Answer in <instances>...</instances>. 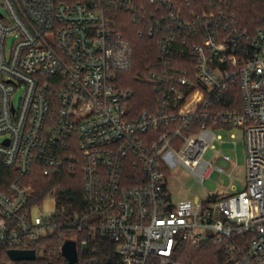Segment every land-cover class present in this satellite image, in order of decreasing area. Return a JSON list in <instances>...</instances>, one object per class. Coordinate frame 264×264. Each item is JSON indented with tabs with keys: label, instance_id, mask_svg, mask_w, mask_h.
Instances as JSON below:
<instances>
[{
	"label": "built area",
	"instance_id": "2783aa9c",
	"mask_svg": "<svg viewBox=\"0 0 264 264\" xmlns=\"http://www.w3.org/2000/svg\"><path fill=\"white\" fill-rule=\"evenodd\" d=\"M189 2L147 0L138 11L133 0H0V157L17 172L0 191V244L31 249L58 235L61 246L70 239L78 254H95L99 233L114 242L117 264H185L187 247L206 245L222 246L228 264H264V28L241 27L219 0L197 12ZM116 9L156 40L155 69L143 78L158 93L153 108L138 110L117 83L132 52ZM234 129L244 187L173 201L171 168L200 183L225 172L204 155ZM35 162L80 172V211L53 197V212L30 204L23 179Z\"/></svg>",
	"mask_w": 264,
	"mask_h": 264
},
{
	"label": "trees",
	"instance_id": "16d2710c",
	"mask_svg": "<svg viewBox=\"0 0 264 264\" xmlns=\"http://www.w3.org/2000/svg\"><path fill=\"white\" fill-rule=\"evenodd\" d=\"M218 3L229 12L235 13L240 26L250 32L264 28V0H219ZM133 6L138 11L149 8L147 0H133ZM186 7L197 12L207 8V0H190ZM113 12L117 20L115 27L122 32L132 52L129 67L117 71V83L133 90V102L138 110L153 108L156 106L158 93L143 78L155 69L156 40L145 34L138 36L139 31L145 28L139 24L133 13L122 9ZM16 177V170L6 167L0 157V191H5ZM23 180L33 189L30 204L41 205L47 197H53L60 209L68 203H73L78 211L82 209V182L79 171L62 169L58 173L47 172L40 163L35 162ZM61 241L62 236L51 235L30 243L29 247L39 253L34 260L21 261L10 260L7 252L11 246L0 244V260L8 261L10 264H68L60 250ZM92 243L97 248V253L81 255L77 253L76 264H117L115 244L111 239L96 233ZM92 256H96L99 262L92 263ZM179 260L185 264H228L223 247L213 245H206L200 249L187 247Z\"/></svg>",
	"mask_w": 264,
	"mask_h": 264
},
{
	"label": "rangeland",
	"instance_id": "374dc122",
	"mask_svg": "<svg viewBox=\"0 0 264 264\" xmlns=\"http://www.w3.org/2000/svg\"><path fill=\"white\" fill-rule=\"evenodd\" d=\"M0 11H4L0 4ZM7 48L12 44V38L7 39ZM20 92H16L14 101H17ZM235 138H229L227 131H221L223 142L215 141L216 150L205 153L206 161H213L223 168L225 172L219 173L210 170L206 178L200 183L197 178L180 164L174 165L170 170L169 190L173 201L182 199H194L204 195L211 200H217L224 196L240 191L245 184V147L243 134L239 129H234ZM1 140V137H0ZM229 155L230 161H224L221 155ZM29 186V185H27ZM31 189V195L33 189ZM213 196H215L213 198ZM41 207V208H40ZM39 208L44 212H53L55 202L52 197H47ZM35 212V211H34ZM39 253V251H37Z\"/></svg>",
	"mask_w": 264,
	"mask_h": 264
},
{
	"label": "water",
	"instance_id": "95a60500",
	"mask_svg": "<svg viewBox=\"0 0 264 264\" xmlns=\"http://www.w3.org/2000/svg\"><path fill=\"white\" fill-rule=\"evenodd\" d=\"M61 253L67 259L68 264L77 263L76 243L74 240H65L61 246ZM7 255L12 261L34 260L36 258L34 249H9Z\"/></svg>",
	"mask_w": 264,
	"mask_h": 264
}]
</instances>
